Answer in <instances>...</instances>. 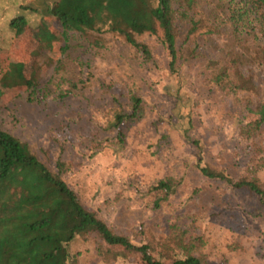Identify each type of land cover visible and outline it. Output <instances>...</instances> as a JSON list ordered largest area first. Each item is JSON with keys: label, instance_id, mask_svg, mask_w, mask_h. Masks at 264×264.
<instances>
[{"label": "rangeland", "instance_id": "rangeland-1", "mask_svg": "<svg viewBox=\"0 0 264 264\" xmlns=\"http://www.w3.org/2000/svg\"><path fill=\"white\" fill-rule=\"evenodd\" d=\"M55 1L0 0V129L132 243L157 241L176 222L201 238L208 264H264V215L256 198L195 167L200 156L202 165L232 180L247 173L236 138L240 104L208 83L205 61L231 53L262 89L264 66L254 59L253 44L224 26L226 11L217 0H194L189 13L211 33L200 29L183 44L187 25L178 24L183 52L195 47L172 73L155 36L134 37L147 58L108 32L62 36L46 15ZM18 17L25 24L16 34L9 23ZM131 96L141 100V120L112 128ZM261 140L264 147V131ZM258 176L264 181V171ZM167 177L179 185L155 207L152 188ZM93 248L92 240L77 239L70 251L81 264H100Z\"/></svg>", "mask_w": 264, "mask_h": 264}, {"label": "trees", "instance_id": "trees-1", "mask_svg": "<svg viewBox=\"0 0 264 264\" xmlns=\"http://www.w3.org/2000/svg\"><path fill=\"white\" fill-rule=\"evenodd\" d=\"M217 3L226 11L224 26L239 39L252 43L254 59L264 66V0ZM193 4L194 0H56L46 15L59 25L62 36L68 32H108L122 37L145 58L149 56L148 49L134 37L155 36L166 54L167 69L173 73L178 61L185 55L192 56L195 47L183 52L178 24L187 25L183 44H191V36L200 29H205L203 36L211 33L208 25L194 20L189 13ZM24 24L18 17L9 26L18 34ZM232 58L227 53L218 59H207L206 78L240 104L236 138L245 150L247 173L232 180L202 165L200 156L195 167L204 178L248 191L264 215V181L258 176L264 171V147L259 144L264 131V87L260 89L251 75H243ZM24 83L27 89L33 88L30 82ZM142 116L141 100L131 96L128 110L115 113L110 125L117 128L122 123L134 124ZM119 136L123 137L120 132ZM60 166L56 164V168ZM178 185L179 181L171 177L156 182L152 188L154 206L164 202ZM77 239L94 242L93 251L100 264H208L201 238L176 222L167 224L166 235L157 241L132 243L126 236L114 233L25 143L0 129V264H81L80 254L70 251Z\"/></svg>", "mask_w": 264, "mask_h": 264}, {"label": "built area", "instance_id": "built-area-1", "mask_svg": "<svg viewBox=\"0 0 264 264\" xmlns=\"http://www.w3.org/2000/svg\"><path fill=\"white\" fill-rule=\"evenodd\" d=\"M26 1H28V0H26Z\"/></svg>", "mask_w": 264, "mask_h": 264}]
</instances>
